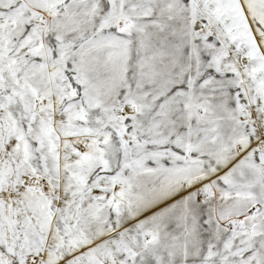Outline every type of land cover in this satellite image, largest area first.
<instances>
[{
	"label": "snow or ice",
	"instance_id": "snow-or-ice-1",
	"mask_svg": "<svg viewBox=\"0 0 264 264\" xmlns=\"http://www.w3.org/2000/svg\"><path fill=\"white\" fill-rule=\"evenodd\" d=\"M0 264H264V0H0Z\"/></svg>",
	"mask_w": 264,
	"mask_h": 264
}]
</instances>
